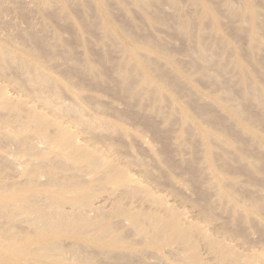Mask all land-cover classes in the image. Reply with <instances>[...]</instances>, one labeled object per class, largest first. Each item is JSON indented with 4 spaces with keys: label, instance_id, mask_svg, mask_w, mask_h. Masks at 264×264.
I'll list each match as a JSON object with an SVG mask.
<instances>
[{
    "label": "bare ground",
    "instance_id": "bare-ground-1",
    "mask_svg": "<svg viewBox=\"0 0 264 264\" xmlns=\"http://www.w3.org/2000/svg\"><path fill=\"white\" fill-rule=\"evenodd\" d=\"M31 1L41 7L38 12L49 22V30L44 27L49 31L48 39L30 27L15 36L7 31L10 34L2 35L0 26V150L15 152V156L12 152L0 153V162L11 171L10 183L0 179V264H264V241L258 239L256 231L259 228L264 232V219L258 214L264 205L254 206L258 192L240 188L244 197H238L233 190L239 187L237 182L226 178L211 162V143L227 144L222 134L232 133L231 127L223 117L213 118L219 132L196 122L167 93V88L177 89L174 87L182 83L188 91H194L188 86L189 80L171 63L164 62L167 71L152 59L153 54L158 62L167 58L160 38L153 40L140 34L147 43L135 44L128 37L139 28L119 30L105 12L107 2H118L141 12L148 23L170 26L175 36L192 43L187 52L202 77L211 82L222 78L226 87L230 80L223 75L221 61L224 50L232 49L224 44L210 51L205 36L209 32L219 39L215 10L223 6L228 16L247 27L250 49H258L264 42V12L258 11L254 0H190L195 8H186L182 0H161L169 14L153 0ZM88 4L100 13L105 43L115 46L120 54L108 69L104 67L109 61L106 55L96 62L90 53L74 57L63 51L59 28L52 23L56 19L64 21L63 8ZM4 5L0 1L1 19L9 11L2 8ZM206 20L208 25L204 24ZM85 31L83 27L81 34ZM230 66L240 79L241 104L259 110L264 123V90L234 55ZM105 72L110 73L109 80L131 109L121 112L122 108H113L123 118L149 114L178 125L185 135L194 131L206 185L205 190L197 189L198 167L192 160L180 159L192 172V189L199 192L190 205L179 208L170 204L149 185V173L141 170V161L120 159L114 138L127 139V130L107 118L112 107L95 92L105 83ZM207 105L224 114L263 150L251 165L264 163V139L239 119L247 108L239 111L238 106H225L217 97ZM150 117L142 120L154 130L155 122ZM137 141L148 149L142 140ZM183 141L180 133L173 145L179 147ZM243 150L242 156L234 159L240 164H245L247 157ZM226 151L235 152L231 147ZM163 154L169 162L168 153ZM221 161L228 160L223 157ZM132 168L139 169L142 179L132 175ZM103 184L110 185L109 192L98 196L93 188ZM209 190L214 191V200L208 199L207 195H212Z\"/></svg>",
    "mask_w": 264,
    "mask_h": 264
},
{
    "label": "rangeland",
    "instance_id": "rangeland-1",
    "mask_svg": "<svg viewBox=\"0 0 264 264\" xmlns=\"http://www.w3.org/2000/svg\"><path fill=\"white\" fill-rule=\"evenodd\" d=\"M0 1L5 4L2 8H8L9 10V14L7 12L3 16L4 19L0 18V26L3 27V30H1L2 35L11 33L10 35L15 36L21 31L28 30L26 27H30V29H34V32L39 31V34L36 32L39 36L42 35L41 37L45 36L46 39L49 38L46 33V30H49V28H47L49 22H45L40 12H38V8L41 7L37 6L31 0H23L26 1L24 4H21V0ZM153 1L158 8L163 9L164 13L169 14L168 8L161 0ZM231 1L233 3L238 2V0ZM107 3L109 4L105 8V12L112 26L122 31L128 26L139 28L140 31L138 33L133 32L129 34L128 39L133 43L139 45L147 43L140 34H143L145 37H150L153 40L160 38L161 43L164 45L167 58L158 62L154 59L156 55L153 54V61L162 66H164V62L171 63L177 71L182 73L183 76L189 80L190 84L188 86L194 90L188 91L182 83L174 87L177 89L167 88L168 95L175 99L180 106L184 107L189 115L207 130L212 132L220 131V129L212 123L214 117H223L226 124L231 127L232 133L224 132L222 134V138L227 144L222 142L223 145L220 144V146L217 143H211V162L214 163L217 169L226 178L237 182L239 187L233 190H235L234 192L238 197H244L243 190L240 188L250 192L257 191L258 195L254 206L264 205V163L262 161H257L255 162L257 167L251 165V162H254L255 155L258 158L259 151L263 150L258 147L256 143L250 142L247 136L242 135L231 120L224 118V114H220L215 107L207 105L211 98L217 97L225 106H238L239 111L243 109L246 110L247 108L245 113L240 116V122L248 126L253 132L264 139V123L260 120V117L263 115L251 105L241 104L239 96L240 79L230 66V60L234 55L239 59L247 73L250 74L252 81L264 90V42L258 44V49L251 50L249 47V38L245 32V28H247L245 24L241 23L235 17L228 16L223 11V6L215 10V13L217 12L216 15L219 16V31L217 35L219 39H215L207 32L205 41L208 43L210 51H214L218 47L224 46V44L232 49V52L224 50L225 58L221 61L224 65L223 75L230 80V84H227L225 87L222 78L217 82H211V80L202 77L200 70L191 64L192 59L187 52V49L192 46V43H186L181 38L175 36L170 26L164 25L162 22L156 24L148 23L143 18L142 13H138V11H135L130 5L128 6L118 2V5H115L110 1ZM182 3L186 8H195V6L190 3V0H182ZM254 3L259 12H264V0H254ZM76 7L77 6L69 5L62 9L64 21L57 19L52 21V23L59 28L60 48L74 57H81L86 53H90L91 57L96 58V62L97 59L100 62L99 57L101 55H106L109 57V61L104 64V67L106 69L110 68L112 64L116 63L120 54L117 52L115 46L108 42L105 43L106 40L102 38V21L100 13L94 5L88 4L87 7L83 8ZM32 9L34 10L33 12H35L34 16L31 11ZM9 21L12 23V26L10 25L11 27L8 26L10 23L7 22ZM38 22L43 26L41 25V27H39L40 25L38 26ZM44 22L47 26L44 25ZM208 23V20L204 22L205 25H208ZM33 26H35L36 29ZM51 26L53 25L51 24ZM38 27L40 30L37 29ZM44 27L47 29L45 30ZM83 27L86 28V31L81 34V29L83 30ZM48 30L47 32H49ZM164 68L166 67L164 66ZM166 70L170 71L167 68ZM109 75V72L104 73L103 80L105 83L102 86L99 85L95 89V92H97L104 103H108V105L112 107L109 113H107V118L117 122V124L127 130V139H122V137L114 138L115 141L113 145L121 154L120 159L122 162L126 159H137L141 161L143 164V166L140 165L141 170L144 168L149 173V185L154 191H157L159 195L168 199L170 204L179 208L190 205L191 201L198 198L199 192L197 189L200 188L201 190H205L204 187L206 185V181L203 178L204 164L200 151V144L197 139H195L194 131L189 129L191 132H189V135H185L178 129V125H169L160 118H151L149 114L147 115L148 117L142 118L147 119L150 117L153 119L155 122L154 130H150L145 125V122L140 117L142 114L139 115L140 118H123L120 113L124 111L131 112V109L123 99L121 100L114 83L109 80ZM200 96H204V99L201 100ZM113 108H118L120 110L122 108V111H115ZM201 108L202 111H200ZM180 133L184 141L181 146L175 147L173 145L174 137L179 136ZM137 140H142L143 144L148 146V149L142 147ZM227 146L235 150L234 154L226 151V148H228ZM243 149L246 150L245 155L247 154V157H244L245 160L243 161L247 165L240 164L234 160L236 158L235 156H242V153H244ZM165 151L168 153L169 162L164 158L163 152ZM4 152H12L15 156V152L12 149L4 148L0 150V153ZM10 157L12 156L9 155L8 158ZM223 157H226L228 161H221ZM180 159L192 160L195 166L198 167L195 173L196 178L199 179L197 189H192L190 184L193 178L192 172L186 169L185 163H180ZM131 170L135 178L138 177L142 179L138 168H132ZM10 177V169L0 162V179L5 183H10ZM109 187L110 185L103 184L99 188H93V190L98 196H106L109 192ZM211 191L212 190H209V192ZM207 197L208 199L214 200V191H212L211 196L207 195ZM244 202L252 204L250 200H244ZM258 214L264 219V210L259 211ZM256 231L259 232L258 239L264 241L263 230L256 228ZM255 236H257V234ZM127 240L131 241L130 238Z\"/></svg>",
    "mask_w": 264,
    "mask_h": 264
}]
</instances>
